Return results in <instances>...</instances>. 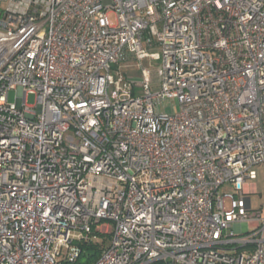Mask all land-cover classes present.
<instances>
[{"label":"built area","instance_id":"built-area-1","mask_svg":"<svg viewBox=\"0 0 264 264\" xmlns=\"http://www.w3.org/2000/svg\"><path fill=\"white\" fill-rule=\"evenodd\" d=\"M259 166L264 0H0V264H264Z\"/></svg>","mask_w":264,"mask_h":264},{"label":"rangeland","instance_id":"rangeland-1","mask_svg":"<svg viewBox=\"0 0 264 264\" xmlns=\"http://www.w3.org/2000/svg\"><path fill=\"white\" fill-rule=\"evenodd\" d=\"M111 20L113 21V16H111ZM143 63L147 65L149 62H148V60H144ZM160 63H161V61H153L151 63V66L153 67V69H155ZM112 67H113V69L118 68L117 65H113ZM123 71L126 75L138 74V72L136 70L123 69ZM15 94H16V91H14V90L10 91L9 97H10L11 101H15ZM27 101L29 104H34L35 103V96L34 95H28ZM257 171H258L257 179L250 181V184L255 185L256 189H257V192L255 194L250 195L252 208H254V209L264 208V167L263 166L257 167ZM102 236L108 237L109 234L105 233V234H102Z\"/></svg>","mask_w":264,"mask_h":264},{"label":"trees","instance_id":"trees-1","mask_svg":"<svg viewBox=\"0 0 264 264\" xmlns=\"http://www.w3.org/2000/svg\"><path fill=\"white\" fill-rule=\"evenodd\" d=\"M109 237H103L101 235L100 239L95 240L90 244L84 245V253L79 258L76 264H92L98 259L101 251L106 247L109 242ZM106 238V239H105Z\"/></svg>","mask_w":264,"mask_h":264}]
</instances>
